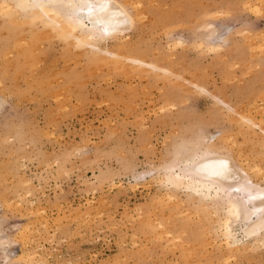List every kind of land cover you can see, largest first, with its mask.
<instances>
[{"label": "rangeland", "instance_id": "obj_1", "mask_svg": "<svg viewBox=\"0 0 264 264\" xmlns=\"http://www.w3.org/2000/svg\"><path fill=\"white\" fill-rule=\"evenodd\" d=\"M119 1L96 50L0 12V264H264L161 178L216 143L264 187V0Z\"/></svg>", "mask_w": 264, "mask_h": 264}, {"label": "bare ground", "instance_id": "obj_2", "mask_svg": "<svg viewBox=\"0 0 264 264\" xmlns=\"http://www.w3.org/2000/svg\"><path fill=\"white\" fill-rule=\"evenodd\" d=\"M127 8L119 0H0V12L6 13V16L15 17L12 13H17L31 20L35 18L49 29L47 36L55 34L94 50L99 42L114 40L131 30L134 16ZM27 22L31 24V21ZM216 145L206 144L199 153L187 152L183 159L165 165L161 178L171 193L184 189L185 194L201 202L202 207L212 204L222 212V222L221 219L217 221V232L225 246L238 251L234 223L242 224L240 230L249 239L262 237L264 232V187L252 180L254 176L258 177L261 169L237 164L234 156L220 153L217 150L221 148ZM3 241L1 237L2 247L6 246Z\"/></svg>", "mask_w": 264, "mask_h": 264}]
</instances>
